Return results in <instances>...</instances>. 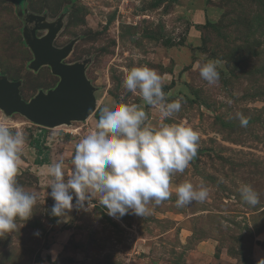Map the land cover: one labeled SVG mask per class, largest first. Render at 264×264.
Returning <instances> with one entry per match:
<instances>
[{"label": "rangeland", "instance_id": "1", "mask_svg": "<svg viewBox=\"0 0 264 264\" xmlns=\"http://www.w3.org/2000/svg\"><path fill=\"white\" fill-rule=\"evenodd\" d=\"M29 13L44 22L61 19L56 46L77 39L65 61L89 60L96 112L136 103L150 125L182 123L200 139L196 157L173 175L171 197L150 203L144 217L113 218L97 199L89 212L74 209L69 222L58 224L49 214L47 167L63 158L67 179L75 144L95 131L98 119L47 128L0 108V123L26 137L17 180L38 194L32 218L0 238V264H258L264 258V0H0V76L21 81L25 100L60 80L48 65L30 66ZM208 61L218 64L214 84L199 73ZM140 66L162 76L169 101L181 100L173 117L163 119L124 87L126 73ZM238 113L249 119L247 127ZM36 139L46 163H38L44 157L32 146ZM186 181L205 184L209 197L177 207L175 190ZM244 184L258 192L257 206L241 198Z\"/></svg>", "mask_w": 264, "mask_h": 264}, {"label": "clouds", "instance_id": "2", "mask_svg": "<svg viewBox=\"0 0 264 264\" xmlns=\"http://www.w3.org/2000/svg\"><path fill=\"white\" fill-rule=\"evenodd\" d=\"M199 73L210 84L220 78L216 61L203 63ZM123 85L129 92L138 93L145 105L157 108L163 119L182 108L180 99L168 100L162 76L147 66L131 68ZM237 116L241 127H247L249 119L240 113ZM199 139L197 130L182 123L150 125L148 113L136 103L104 108L95 131L75 144L67 179L63 158L47 167L51 178L47 195L54 201L49 214L58 224L67 223L74 209L89 212V203L98 199L113 218L126 214L144 217L150 212V203L159 205L171 197V179L175 173H183L196 157ZM25 144L23 132L0 123V238L23 227L37 206L38 194L17 180ZM175 192L177 207L204 202L210 194L205 184L194 186L187 181ZM239 192L249 206L260 203L251 185H241ZM18 220L24 221L22 226ZM34 235L41 233L37 230ZM52 255L55 261V249ZM258 264H264V258Z\"/></svg>", "mask_w": 264, "mask_h": 264}, {"label": "water", "instance_id": "3", "mask_svg": "<svg viewBox=\"0 0 264 264\" xmlns=\"http://www.w3.org/2000/svg\"><path fill=\"white\" fill-rule=\"evenodd\" d=\"M44 21V16L33 13H29L24 21L26 44L34 54L30 66L33 69L50 66L60 78L59 83L55 88L40 91L30 100H25L20 90L21 81L0 76V108L9 115L20 113L47 128L84 121L97 110L96 88L86 75L89 60L66 62L76 40L65 46H56L54 42L62 28V21ZM42 29L47 32L38 36V31Z\"/></svg>", "mask_w": 264, "mask_h": 264}, {"label": "trees", "instance_id": "4", "mask_svg": "<svg viewBox=\"0 0 264 264\" xmlns=\"http://www.w3.org/2000/svg\"><path fill=\"white\" fill-rule=\"evenodd\" d=\"M100 113H101V111H97L95 113V116H96L97 119H99ZM32 146L35 147V149L37 151V155H40V156L44 157V158H41V160H38L39 161L38 163L39 164L46 163L45 160L47 159L48 155L44 153L45 151H44V149H43V147H42V145L40 143V140L36 139L35 144H32Z\"/></svg>", "mask_w": 264, "mask_h": 264}, {"label": "flooded vegetation", "instance_id": "5", "mask_svg": "<svg viewBox=\"0 0 264 264\" xmlns=\"http://www.w3.org/2000/svg\"><path fill=\"white\" fill-rule=\"evenodd\" d=\"M73 40H76V42H77V39H73ZM73 40H72V41H73ZM72 41H71V42H72ZM76 42H75V44H76ZM69 43H70V42H69ZM69 43H68V44H69ZM75 44H74V45H75ZM66 45H67V44H66ZM73 48H74V47H73Z\"/></svg>", "mask_w": 264, "mask_h": 264}, {"label": "bare ground", "instance_id": "6", "mask_svg": "<svg viewBox=\"0 0 264 264\" xmlns=\"http://www.w3.org/2000/svg\"><path fill=\"white\" fill-rule=\"evenodd\" d=\"M91 116H92V115H91ZM91 116H90V117H91ZM90 117H89V118H90ZM89 118H88V119H89ZM88 119H86V120H88ZM67 125H69V124H67ZM58 126H61V125H58Z\"/></svg>", "mask_w": 264, "mask_h": 264}]
</instances>
